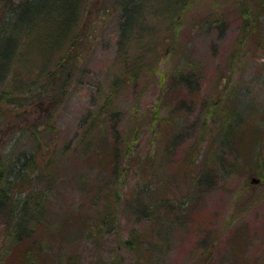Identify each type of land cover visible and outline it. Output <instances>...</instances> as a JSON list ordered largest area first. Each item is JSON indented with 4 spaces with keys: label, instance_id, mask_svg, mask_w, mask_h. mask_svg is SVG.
Masks as SVG:
<instances>
[{
    "label": "rangeland",
    "instance_id": "374dc122",
    "mask_svg": "<svg viewBox=\"0 0 264 264\" xmlns=\"http://www.w3.org/2000/svg\"><path fill=\"white\" fill-rule=\"evenodd\" d=\"M183 2L164 17L138 13L133 33L140 38L128 41L120 32L123 7L88 0L81 44L70 50L82 55L81 63L67 74L56 54L49 63L42 59L61 76L59 86L40 72L39 39L23 35L17 52L25 57L31 39V54H39L30 67L8 70L1 83L0 153L10 175V160L34 155L30 188L15 189L14 197L35 200H23L28 214L9 225L4 216L10 210L0 208V264H264V0ZM13 61L21 62L18 54ZM15 72L23 84L13 81ZM44 88L57 90V102ZM89 117L102 121L103 138L95 142L100 157L90 158L79 142L89 131L101 136L96 123L86 125ZM111 125L119 126L117 145L134 144L137 152L118 178L101 174L112 168L105 150L113 154ZM230 125L245 140L234 172L228 164L234 160L221 150ZM135 131L140 134L132 143ZM96 157L99 166L87 161ZM204 165L214 170L211 186L203 181ZM3 189L10 186L1 183ZM47 200L52 215L65 220L60 236L41 222ZM105 215V225L93 226ZM23 219L25 229L37 233L19 243L17 221ZM7 232L20 236L13 242ZM145 238L162 245L164 254L141 257ZM34 247L43 253L33 255Z\"/></svg>",
    "mask_w": 264,
    "mask_h": 264
},
{
    "label": "trees",
    "instance_id": "16d2710c",
    "mask_svg": "<svg viewBox=\"0 0 264 264\" xmlns=\"http://www.w3.org/2000/svg\"><path fill=\"white\" fill-rule=\"evenodd\" d=\"M184 0H115V4L119 7H123L121 12V18H120V32L121 37L123 40H135L139 39V35H135L132 32H129L130 28L132 27V22L134 25H137L138 19V13L142 17V19H147L146 17L148 15L156 16V15H163L168 16L169 13L175 10L176 7L183 5L185 2ZM87 2L88 0H0V7L2 11V18L0 21V88L1 83L5 82L7 79L5 78L8 70V73H11L10 71L13 70L16 66H23L25 69L27 67H30L29 65L32 63L30 59H34L37 57L39 53L40 54V61H39V68L42 75H50L48 78V81L50 84L57 85V81H61V76H59V79H57L54 75L51 69H48V63L49 58L51 55L58 56L57 59V66L60 71L67 69V74L71 73L70 68H76L80 63V56L78 55H71L70 50L77 47L79 44H81L80 40V33L81 31V21L84 19V16L86 14V8H87ZM182 2V3H181ZM181 4V5H180ZM136 16V17H135ZM131 24V25H130ZM130 26V28H129ZM133 30V29H132ZM38 31H42L40 35H36ZM31 35L35 36L37 39H39V47L42 49L37 55L31 54V48L34 46L33 41L30 39V44L28 45V48L25 49L27 52V55L24 57V54L21 52L18 53L19 49V41L21 42V38H23V35ZM80 34V35H79ZM45 36V38H43ZM42 38V39H40ZM121 38V39H122ZM126 42H122L120 44H126ZM48 45V46H47ZM22 47L24 45H21ZM44 47H49L51 49L50 52H44ZM68 47V49H66ZM15 54H18L19 59L21 60L20 63L14 64V56ZM23 58H26L25 62H23ZM42 59H44L48 63H42ZM10 61V62H9ZM23 62V63H22ZM9 63V64H8ZM8 65V66H6ZM6 66V67H5ZM5 67V68H4ZM57 68V69H58ZM23 69V68H22ZM24 71V70H23ZM72 74V73H71ZM14 77L13 81H19L22 83V76L18 75L17 72H15L13 75ZM65 77L64 75H62ZM71 76V75H70ZM185 76H181L179 80H185ZM59 86V85H57ZM43 91L47 93L49 90L47 88H44ZM57 90L49 91V94L53 95V99L50 101L52 103L57 102L55 100ZM42 92V91H41ZM40 92L39 99L42 100V94ZM5 96V93L1 94V98ZM10 101V100H9ZM115 112H117L114 109H110L108 112V116L112 117L115 115ZM95 118V119H92ZM86 120V125H94L96 123L100 129L99 132L102 130V121H100L97 117H89ZM90 120V121H89ZM91 122V123H90ZM235 125V124H234ZM234 125H230L227 127V133L223 136H221V150L222 155H230V158L234 160H229L228 164L230 165V172H234L235 168L240 169L241 167H236L237 163L242 160V148L244 143V133L243 131H239V133H235L233 130ZM88 131L89 129L86 128ZM119 126H110V135L112 136L114 146L113 154L109 152V148H106L105 150H108L110 162L112 163V168L109 169V172L107 170L106 173H101L104 176L107 177H114L118 178L121 175L125 174V168L129 166L130 161L137 156L136 152V146L134 144L129 145L125 148H120L118 143V136L115 134V131L118 132ZM236 129V128H235ZM140 132L135 131L133 135V141L132 143H136ZM89 135L92 139V141H86L89 139ZM82 139L79 137L80 144L84 145L86 148L85 150L89 151V154H91L90 158H93L94 156L98 155L100 157V153H96L98 146L95 147V142L100 138H103V132H101V136L99 138H95L91 135V132L89 131L88 135H82ZM232 137V138H231ZM115 139V140H114ZM121 141L120 143H122ZM93 143V144H92ZM236 146L237 150L234 149ZM78 151V149H76ZM119 150H123L122 154ZM241 151V156L237 153ZM235 156H233V155ZM241 158V160H240ZM90 164H94L96 166L101 165V160L96 157L95 160H90L88 158L87 160ZM52 162V160H51ZM54 162V160H53ZM245 162V161H244ZM11 164L12 170H14L13 174H9L7 171V164L4 166L3 160H2V153H0V185L1 183H4L8 186H10V191H1L0 192V204L3 205L0 208H5L10 210V215H5L4 218L5 222L4 224L9 225V220L21 217L22 215H27L29 212V206L23 202V200L32 202L35 200V196H29L28 199L22 198V197H14V191L16 189V193L19 191L18 194H21L23 192H27L30 188V184L28 182L29 175L27 173V170H30L33 164H35L34 155L30 156L27 152L20 153L15 157V159L10 160L9 162ZM139 164V162L137 163ZM247 164H249L247 162ZM257 164V163H256ZM256 164L253 162L252 167L254 168ZM261 169L263 168L262 165ZM244 167V166H243ZM34 169V168H32ZM257 169V168H254ZM11 170V171H12ZM244 169L243 171H245ZM213 168L209 167L208 165H204V173H203V181L208 186H211L214 182V173ZM8 174V176H6ZM127 174V173H126ZM262 178L264 179V175H262ZM5 192V193H4ZM101 193V192H100ZM46 194L45 191H41V195ZM96 194V193H94ZM44 199H46L45 196H42ZM98 197L94 198V201H97ZM100 198V194H99ZM31 199V200H29ZM22 201V202H20ZM17 203L24 204L23 208H17L15 205ZM181 204V203H180ZM48 205V206H47ZM43 206L45 209V214L43 218H41V222L43 221L44 226H48V228H53L54 235H62V223L63 219L57 220L56 215H52L51 210V203L47 200V202H43ZM136 206H132V208H135ZM9 210L2 211L4 213L9 212ZM83 211L82 208H79L76 210L77 213H80L82 218H88L89 215L81 213ZM74 212V213H76ZM88 212V211H87ZM97 214H99L96 211ZM14 216V217H13ZM155 218H153L154 220ZM109 220V216L105 215L101 217L99 220L97 218H94L93 226L101 227L102 225H105ZM24 219L21 221H17V225L19 226V229L21 228L19 234L22 237V239L19 241V243H24V241L30 240L37 232L35 229L32 231L26 230V222L23 224ZM37 222L38 218H37ZM102 222V224H101ZM155 222V221H154ZM23 224V225H22ZM31 224V223H30ZM22 225V227H21ZM154 227H156L154 225ZM16 228V231L19 230ZM51 230V231H53ZM153 232V230H152ZM19 234L15 235L14 233H8L7 237H11L13 239V242H15L19 238ZM101 240V239H99ZM142 240V239H141ZM136 243L139 242V239L135 240ZM143 246L141 249H143V253L140 255L143 257V254H156L158 251L159 253L164 254L165 250L163 251L162 245H159L158 242H151L149 238H145L142 240ZM126 246L131 245L130 241H125ZM26 251V249H24ZM43 248L40 249L39 247H34L33 255L36 254H42ZM158 253V254H159ZM162 254V255H163ZM31 255V256H33ZM71 260V257L68 258V262Z\"/></svg>",
    "mask_w": 264,
    "mask_h": 264
},
{
    "label": "bare ground",
    "instance_id": "6f19581e",
    "mask_svg": "<svg viewBox=\"0 0 264 264\" xmlns=\"http://www.w3.org/2000/svg\"><path fill=\"white\" fill-rule=\"evenodd\" d=\"M136 20H137V19H136ZM131 24H132V27L130 28V26H129V28H130L129 32H132V31H133L132 29H134V28H135V26H136V25H134V23H133V22H132ZM131 24H130V25H131ZM41 32H42V31H38V32L36 33V35H40V34H41Z\"/></svg>",
    "mask_w": 264,
    "mask_h": 264
},
{
    "label": "water",
    "instance_id": "95a60500",
    "mask_svg": "<svg viewBox=\"0 0 264 264\" xmlns=\"http://www.w3.org/2000/svg\"><path fill=\"white\" fill-rule=\"evenodd\" d=\"M255 183H257V181H254Z\"/></svg>",
    "mask_w": 264,
    "mask_h": 264
}]
</instances>
